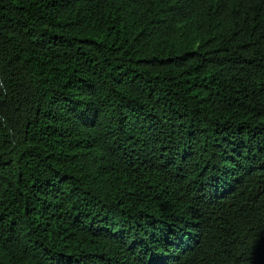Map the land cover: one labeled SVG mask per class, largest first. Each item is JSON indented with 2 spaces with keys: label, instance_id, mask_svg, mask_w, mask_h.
I'll return each mask as SVG.
<instances>
[{
  "label": "trees",
  "instance_id": "16d2710c",
  "mask_svg": "<svg viewBox=\"0 0 264 264\" xmlns=\"http://www.w3.org/2000/svg\"><path fill=\"white\" fill-rule=\"evenodd\" d=\"M0 264H264V0H0Z\"/></svg>",
  "mask_w": 264,
  "mask_h": 264
}]
</instances>
